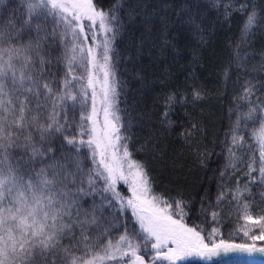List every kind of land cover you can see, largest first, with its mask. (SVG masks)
<instances>
[{
    "label": "snow or ice",
    "instance_id": "snow-or-ice-1",
    "mask_svg": "<svg viewBox=\"0 0 264 264\" xmlns=\"http://www.w3.org/2000/svg\"><path fill=\"white\" fill-rule=\"evenodd\" d=\"M6 3L0 0V6ZM20 4L19 15L0 20V264H233L226 257L264 255V214L253 215L242 199L251 184L264 183V117L251 134L258 157L246 162L248 183H222L216 201L220 206L231 193L242 240L224 239L216 227L206 232L186 220L182 200L170 203L154 191L144 164L128 148L116 78L115 13L94 0ZM257 22V13H249L246 28ZM57 50L59 81L46 71ZM251 94L246 88L244 99ZM200 98L194 90L192 99ZM175 99L169 97V106ZM255 111L250 105L235 123L221 172L225 180L227 170L237 168L236 148L243 147L242 120L255 119ZM97 193L104 194L100 203L82 214L81 197ZM97 207L101 214L112 208L111 219L101 221ZM128 210L138 228L122 220ZM210 215L215 221L219 213Z\"/></svg>",
    "mask_w": 264,
    "mask_h": 264
},
{
    "label": "trees",
    "instance_id": "trees-1",
    "mask_svg": "<svg viewBox=\"0 0 264 264\" xmlns=\"http://www.w3.org/2000/svg\"><path fill=\"white\" fill-rule=\"evenodd\" d=\"M94 2L117 16L116 78L121 83L120 108L131 138L132 157L144 164L156 193L170 203L184 202L189 223H199L206 232L216 227L224 239L229 238L242 221L235 202H229L231 193L220 206L216 201L222 183L233 188L237 182L241 187L248 183L246 162L258 157L251 134L264 113V0ZM0 8V20L7 23L13 13L20 14V0H7ZM253 11L258 22L248 30V14ZM59 55V50L54 52L52 64L46 66L57 81L63 75ZM248 87L252 94L244 99ZM194 90L200 92V99H192ZM173 96L176 99L169 106ZM250 105L257 108L252 113L255 119L242 120L243 147L236 148L237 168L228 169L225 180L221 172L229 158L235 123L248 113ZM72 119L70 113L69 121ZM75 119H79L78 113ZM84 163L88 165L89 159ZM119 188L130 195L124 185ZM250 188L242 199L251 204L253 215L264 214L262 183ZM92 202L100 203L97 195L82 196L80 207L91 213ZM211 211L219 213L215 221ZM111 212L112 208L105 207L103 214L101 210L96 214L106 221ZM122 220L129 229L138 228L130 210Z\"/></svg>",
    "mask_w": 264,
    "mask_h": 264
},
{
    "label": "rangeland",
    "instance_id": "rangeland-1",
    "mask_svg": "<svg viewBox=\"0 0 264 264\" xmlns=\"http://www.w3.org/2000/svg\"><path fill=\"white\" fill-rule=\"evenodd\" d=\"M263 117H264V113H263ZM260 125L254 126L253 129H258ZM252 129V132H253ZM258 149V148H257ZM89 166L91 165V161L89 159ZM263 187H264V183H262ZM97 195V199L99 200L101 198L102 195H104L103 193L101 194H95ZM97 201V200H96ZM93 205V202H92ZM98 205V204H97ZM93 211V209H92ZM96 211H100V208ZM82 213H84V208H82ZM228 240H236L237 242H240L242 240V237L240 235L237 234V231L235 230L231 236L229 238H227ZM226 258H230L231 261H237L239 262V264H264V255L261 254H253V255H247V254H235L232 255L230 257H226Z\"/></svg>",
    "mask_w": 264,
    "mask_h": 264
}]
</instances>
